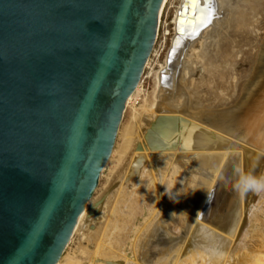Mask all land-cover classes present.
I'll return each mask as SVG.
<instances>
[{"label":"water","instance_id":"1","mask_svg":"<svg viewBox=\"0 0 264 264\" xmlns=\"http://www.w3.org/2000/svg\"><path fill=\"white\" fill-rule=\"evenodd\" d=\"M203 2L191 14L184 0L168 57ZM162 3L0 0V264L60 260L152 53Z\"/></svg>","mask_w":264,"mask_h":264},{"label":"bare ground","instance_id":"2","mask_svg":"<svg viewBox=\"0 0 264 264\" xmlns=\"http://www.w3.org/2000/svg\"><path fill=\"white\" fill-rule=\"evenodd\" d=\"M188 1L192 2L190 6L193 9L191 10L192 14L196 4H198V0ZM246 1L204 0L203 4H199L203 8L200 10L197 8L199 12L196 19L193 20V24L192 21L183 24L188 29L187 35H184L186 36L184 39L187 41L183 43V40H180L178 45L175 44L173 52L168 57L173 39L178 35L175 32L177 17L184 0H180L175 9L173 35L170 39L167 53L163 63L158 66L155 72L151 73L153 88L150 101L143 102L139 111L131 108L130 124L124 131L123 143L118 151L112 150L106 165L117 156L116 160H114L111 177L118 173L122 164L126 162L129 151L135 145V141L143 136V131L140 133L141 125L147 121V124H149L148 132H144L145 134L148 133V135L145 138L146 140L143 139V143L149 149H146L149 152L142 153L139 159L133 161V169L131 167V169H128L130 170V175L134 173L135 168L137 172L133 175L141 174L140 178L143 179L145 178L143 175L146 174L149 167V169H152L150 171L156 175V182L157 180L162 181L164 188L162 193L164 194L165 188L172 189L175 184H183L178 187V191L182 189L185 194L187 192L188 199L193 202L192 204L202 207V223L194 226L197 210L195 211L196 208H191L184 203L185 195L177 196L176 203L170 202V200L161 202L162 199L159 196L160 189L163 188L157 182L153 190L155 198L160 202L155 203L150 223L147 226L140 224L136 230L129 232V234H132V239L128 245L127 241L129 238H127L123 245V249L126 244L128 245L129 254H124V250H122L124 257L122 263L124 264H131L132 262H137L138 264H264V255L262 253L264 245L260 246V251L257 250L255 252L250 249V244L245 246L243 244L240 247L237 244L238 240L239 242H244L246 236L243 237L240 233L241 236L234 233V228L236 229L239 225L245 230L246 225L243 222L248 219V214L251 211V199L242 196L244 198L239 201L238 207L230 209L232 207V199H234L232 198L233 194L236 192L233 185L238 178V174L241 172L250 173L249 170L255 160V164L264 160V42L261 43L260 40L249 42V38L256 37V35L253 36L256 20L263 18V16L260 13L254 14L251 11L249 14L247 12L243 13L238 10L237 6H234L235 3ZM167 4L168 0H163L158 17V27L162 12ZM209 5L213 12V18L210 25L205 27L201 25V21L206 15L205 9ZM218 25L221 29L224 27L222 30L226 31V33L228 32L232 37L238 35V39H233V45L229 41L230 36L226 34L225 37L229 36L228 41L231 44L228 50L230 52L233 47L235 48V51H233L235 54L242 50L246 52L244 56L251 65L248 78L239 88L244 77L235 79L231 68L235 64L237 57L235 55L236 58H233V53H230L229 56L226 54L228 58L225 59L223 64L226 66L222 71L223 75L220 81L213 85L219 95H227L226 100L220 101L221 105H211L210 103L217 104L215 98L209 103V100L205 102L207 98L203 96V100L196 99V102L192 101L191 104H188V96L193 91H190L188 95L185 86L187 85L188 89H190V86L186 84L185 80L193 73L195 62H199V59L201 61L203 58L201 50L200 52L194 51L192 44L196 40H201L211 46H216L218 41L225 40L220 35H217L219 31L215 32ZM203 27L205 28L203 29ZM211 28L212 30H210ZM231 30L232 33H230ZM246 36H249V38ZM188 41L193 42L190 43ZM255 45L257 51L255 57H253L252 48ZM181 46L183 47L181 48ZM190 48L195 54L191 53ZM249 59L250 61H248ZM169 63L171 64L168 65ZM148 66L149 61H147L145 68L147 67L148 69ZM205 68L210 71L209 76H211L212 67L205 66ZM251 75L253 76L252 78ZM211 80H214V78ZM134 93L127 100L125 109L133 106L136 101L137 98ZM198 100L204 104L207 103L206 107L219 108L211 112L203 111V114L200 113L201 116H199L198 112L197 114L194 112L187 113L189 108H193L194 103H198ZM175 101L176 103L179 102L176 106H174ZM229 104L231 106L226 109ZM206 110L209 109L206 108ZM185 115L200 123L195 124L193 122L189 124V122L183 120ZM160 125H164V131L167 132V137L165 134L164 137L166 139L164 140H159V137L154 135V131ZM176 135L177 139L173 145L168 146L171 138ZM140 140L142 141V138ZM176 145H180V147ZM151 151L156 154L155 157L149 155ZM154 158L157 159L154 160ZM254 167L257 168L258 165H254ZM180 171L181 173H179ZM168 174L172 182H169L170 179H166ZM182 175H186L185 182L182 179L183 177H181ZM223 175L225 176L223 177ZM108 182L110 183L111 180H108ZM132 183L129 184L131 185ZM206 193L209 194L207 203ZM98 202L99 199H96L93 203H90V201L87 203L72 237L75 233L79 234L84 228L89 230L91 226L90 229H92L95 221L86 220L87 211L90 206L92 209L93 207L95 208L94 203ZM106 204L108 210H110L112 205H109L110 203ZM114 208L112 212L113 216H116L115 214H117L118 210ZM99 209L98 207L93 209V211L95 210V215ZM181 212L187 215H179ZM172 213L176 215H170ZM174 217H176L177 221L174 229L177 233H181L180 236H185L186 239H189V245L186 247L181 244L178 235L170 234L171 230H168L165 226L169 222L168 219L174 220ZM242 229L241 231H243ZM96 234L98 232L94 233V235ZM243 234H246V232L244 231ZM210 249L218 250L219 254L213 255L209 251ZM96 259L91 258L90 260L92 262L96 261ZM75 262L77 261L75 260ZM57 264L69 263H65L61 256Z\"/></svg>","mask_w":264,"mask_h":264},{"label":"rangeland","instance_id":"3","mask_svg":"<svg viewBox=\"0 0 264 264\" xmlns=\"http://www.w3.org/2000/svg\"><path fill=\"white\" fill-rule=\"evenodd\" d=\"M179 2L180 0H168V4L166 5L165 9L162 12L155 45L148 59L149 61L148 69L147 67L144 69L143 75L139 83V87L136 89L134 93L137 98L136 101L133 103V106L129 107L128 109H125L124 111L119 129H118L119 131L117 133L116 140L114 143L113 150L118 151L121 144L123 143L122 137H123L125 129L130 124V117L132 114V110L139 111L143 102L150 101V96H151V92L153 88V79L151 77V73L155 72L158 66L163 63L165 54L167 53V50L170 44V39L173 35V22H174L173 20H174V14H175L174 12ZM234 6H237L238 10L242 11L243 13L247 12L249 14V12L251 11L254 14L260 13L261 16H263V18L256 20L255 32L253 33V36L256 35V37H253V38H249V36H246V37L249 38L250 43L256 42V40H260L261 43L264 42V0H247L246 2L235 3ZM222 29L218 25L217 31L215 32L219 31L217 35H220L221 38L225 40L218 41L216 46H211L207 43H204L201 40H196L195 43L192 44V49L194 51L200 52L201 50L203 58L201 59V61L199 59V62L197 61L195 62V65H193L194 66L193 73L190 75V77L186 78L185 80L186 84L190 86V89L186 87L187 85L185 86V88L187 89L188 95L190 91H193L191 95L189 96L187 95L189 98L187 101L188 104H191L192 101L196 102V99H202L203 96L207 98L205 102L209 100L208 101L209 103L213 101V98H215L217 104L210 103L211 105H221L220 101L226 100L227 95L225 94L219 95L218 91L213 88V85L214 83H217L220 81L221 76L223 75L222 71L226 67L225 65H223L224 61L226 58H228L230 53L234 54L233 58L237 57L235 64H233L231 67L232 72L235 76L234 78L236 79L237 77L238 78L244 77L243 78L244 81L243 80L241 81L242 84L240 85L239 88H241V86L245 83L246 79L248 78L249 71L251 70V65L250 63L247 62L246 57L244 56L246 52L242 50L235 54V52H233L235 51L234 47L231 52L228 50V47L233 42V39L239 38L238 35H234L232 37L228 32L226 33V31ZM210 30H212V28ZM230 33H232V30ZM226 34L230 36L228 37L231 43L228 41V37H225ZM240 37L242 36L240 35ZM252 49H253L252 50L253 57H255V54L257 51L256 45ZM189 50L191 51V53H194V51L191 50V48ZM226 54L228 55L227 57H226ZM248 61H250V59ZM205 66L207 67L209 66V68L210 66L212 67L211 76H209L210 71H208V69L205 68ZM252 75H251V78L253 77ZM212 77L214 78V80H211L213 79ZM176 104H179V102L176 103L175 101L174 106H176ZM203 104H204L203 102L198 100V103H194L193 108L191 109L189 108V111L187 113L194 112L197 114L198 112L199 116H201L200 113H202L203 111L211 112V111L218 110L219 108V107L209 108V107H206L207 103H205L204 105ZM230 106L231 104H229L228 107H226V109L229 108ZM206 108L209 110H206ZM183 120L189 122V124L193 122L195 124L200 123L190 117H187L186 115L183 116ZM145 122L142 123L141 129H140V133L143 131L142 132L143 136L141 137L142 141L140 140L141 138L135 141L134 143L135 145L129 151V155H128V158L126 159V162L122 164L118 173L115 176L111 177L112 172H113V167H114V160H116L117 156H115L112 159V161L108 165H106L107 167H105L104 170L102 171L100 178H99L98 186L92 196V199L90 200V203H93L95 202L96 199H99L98 203H94L95 208L93 207V209H96L97 207L98 209L99 208L100 209L95 215L94 214L95 210L93 211L91 206L88 207L87 217H86V220L95 221L94 226L92 227V229H90L91 228L90 226L89 230L88 229L86 230L85 228L82 229L79 234L75 233L68 247L64 250L62 254V259L65 261V263H69V264L75 263L76 264L77 262H79L78 264H121L124 261L122 250H124V254L126 255L129 254L128 245H129V241L132 239V234H129V232L131 230H136L140 224L142 226H147L150 223L151 216L153 213V208L155 207V203L160 202L159 200L155 198V193H154L153 188L156 186L157 182L160 184L159 186L163 188V183L162 181H158V180L156 182V175L152 171H150L152 169H149V167L147 168L146 174L143 175L145 176V178L143 179L140 178L141 174L139 175L137 173L136 176L133 175L137 172L135 168H134L135 171L132 175H130V170H128L132 168L133 161H136L137 159H139L142 153L149 152L147 151L149 149L146 148L145 144L143 143V139H145L148 135L147 132H148V126H149V124H147V121ZM177 123L179 125L178 121ZM144 131H147L146 132L147 134H145ZM165 134L167 137V132L164 131V125H160L158 129L154 131V135L159 137V140L166 139V137H164ZM176 139H177V135L171 138V141L168 144V146L173 145ZM177 147H180V145H178ZM153 153L154 152L151 151L149 155L155 157L156 154H153ZM156 159L157 158H154V160ZM255 163H256V160L255 162L252 163V168H250L249 172L250 173L252 172L251 174L255 176H264V160H261L257 164ZM254 165H258L259 169L258 167L257 168L254 167ZM158 170H159V167H158ZM179 173H181V171ZM224 176L225 175H223V177ZM181 177H183L182 179L185 182L186 175H182ZM166 179L167 180L170 179L169 174ZM108 180L109 181L111 180V182L109 183ZM129 180H132V181L129 182ZM170 181L171 179L169 180V182ZM129 183H132V184L130 185ZM182 185L180 183L175 184L171 189L172 194H175L179 189L178 187H181ZM162 192H164V188L160 189L159 197L160 199H162L161 202L165 200H170L169 196ZM242 196L248 197V199H251L250 201L251 211L248 214V219H246V221L243 222L246 225L245 230H243L242 227H240V225L236 228L237 230L234 228V233L236 235L241 234L243 235V237L246 236V240H244V242L243 241L239 242L238 240L237 244L240 247L243 244H244L243 246H245L246 244L248 245L250 244V249L253 252L257 250L260 251V248H261L260 246H262V244L264 245V193L249 192L247 194H240L239 192L236 191L233 194L232 198L234 199H232V204H231L232 207L230 209H233L234 207L235 208L238 207L240 203L239 201L240 200L242 201L244 198ZM176 198L177 196L173 197V199H176ZM188 198L189 196L186 192V195L184 196V203L191 208H196L195 211L197 210V212L195 213L196 217H195L194 226L199 225L202 223V216H201L202 207L201 206L197 207L196 204H195L196 206H194L192 204L193 202ZM170 202L172 201L170 200ZM106 203L108 204L110 203L109 205H112L110 206V210H108ZM113 207H115L114 209L118 210L117 214H115L116 216H113V212H112ZM168 220L169 222L165 226L168 230H171L170 234L172 235L176 234V236L178 235V238L181 240V244H184L185 247L189 245V239H186L185 236H180L181 233L179 232L177 233V231L174 229L176 228L174 226L177 222L176 217H174V220L172 219H168ZM240 228L243 231H241ZM244 231L246 232V234H243ZM96 232H98V234L94 235V233ZM127 238H129L127 241L128 245L126 244L125 245L126 249L125 248L123 249V245L126 242ZM262 250H263L262 253L264 255V248H262ZM91 258H97V259L96 261L91 262L90 260ZM75 260L77 262H75ZM131 264H138V263L132 262Z\"/></svg>","mask_w":264,"mask_h":264},{"label":"clouds","instance_id":"4","mask_svg":"<svg viewBox=\"0 0 264 264\" xmlns=\"http://www.w3.org/2000/svg\"><path fill=\"white\" fill-rule=\"evenodd\" d=\"M234 189L239 192L240 194H247L249 192L253 193H264V176H255L251 173H239L238 178L233 185ZM165 194L169 196V199L176 203V199H173V197L180 196V195H186L183 190L176 192L175 194H172L171 189L165 188ZM209 194L206 193V203L208 201ZM175 213H172L170 215H174ZM187 215L184 212H181L179 215ZM176 215V214H175ZM213 255H218V250L216 249H210L209 250Z\"/></svg>","mask_w":264,"mask_h":264},{"label":"snow or ice","instance_id":"5","mask_svg":"<svg viewBox=\"0 0 264 264\" xmlns=\"http://www.w3.org/2000/svg\"><path fill=\"white\" fill-rule=\"evenodd\" d=\"M205 12H206V15L201 21V25L203 26H207L208 24H210L213 18V12L211 11L210 5L205 9ZM178 31L182 32L183 29L178 28ZM175 43L176 45H178L180 43L179 39H177Z\"/></svg>","mask_w":264,"mask_h":264},{"label":"flooded vegetation","instance_id":"6","mask_svg":"<svg viewBox=\"0 0 264 264\" xmlns=\"http://www.w3.org/2000/svg\"><path fill=\"white\" fill-rule=\"evenodd\" d=\"M175 23L173 22V25H174Z\"/></svg>","mask_w":264,"mask_h":264}]
</instances>
